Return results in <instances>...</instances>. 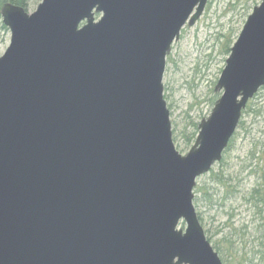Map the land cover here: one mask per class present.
<instances>
[{
  "label": "water",
  "instance_id": "water-1",
  "mask_svg": "<svg viewBox=\"0 0 264 264\" xmlns=\"http://www.w3.org/2000/svg\"><path fill=\"white\" fill-rule=\"evenodd\" d=\"M207 1L42 0L31 14L3 6L0 264H222L193 190L264 87V0L181 156L163 98L165 57Z\"/></svg>",
  "mask_w": 264,
  "mask_h": 264
},
{
  "label": "rangeland",
  "instance_id": "rangeland-1",
  "mask_svg": "<svg viewBox=\"0 0 264 264\" xmlns=\"http://www.w3.org/2000/svg\"><path fill=\"white\" fill-rule=\"evenodd\" d=\"M41 2L24 0L22 8L31 14ZM260 3L208 0L198 20L184 25L167 52L163 98L172 142L181 156L193 147L199 124L210 117L221 97L216 86L225 61ZM9 41L10 32L0 16V56ZM193 196L206 240L223 264H264V247L260 246L264 236V87L242 110L221 160L197 178ZM185 227L180 221L178 229Z\"/></svg>",
  "mask_w": 264,
  "mask_h": 264
},
{
  "label": "trees",
  "instance_id": "trees-1",
  "mask_svg": "<svg viewBox=\"0 0 264 264\" xmlns=\"http://www.w3.org/2000/svg\"><path fill=\"white\" fill-rule=\"evenodd\" d=\"M23 1L24 0H0V6L3 5L4 3H11L13 5H17V6H20V7H23ZM208 240V239H207ZM214 249V248H213ZM215 251V249H214ZM216 252V251H215ZM222 262V261H221ZM223 264V262H222Z\"/></svg>",
  "mask_w": 264,
  "mask_h": 264
},
{
  "label": "flooded vegetation",
  "instance_id": "flooded-vegetation-1",
  "mask_svg": "<svg viewBox=\"0 0 264 264\" xmlns=\"http://www.w3.org/2000/svg\"><path fill=\"white\" fill-rule=\"evenodd\" d=\"M258 215V214H257ZM260 246L263 248L264 247V236L262 237V242L260 244Z\"/></svg>",
  "mask_w": 264,
  "mask_h": 264
}]
</instances>
